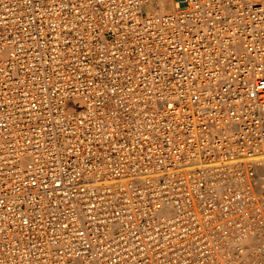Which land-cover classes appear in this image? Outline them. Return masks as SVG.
<instances>
[{
	"label": "built area",
	"instance_id": "built-area-1",
	"mask_svg": "<svg viewBox=\"0 0 264 264\" xmlns=\"http://www.w3.org/2000/svg\"><path fill=\"white\" fill-rule=\"evenodd\" d=\"M156 1L0 0V264H264V0Z\"/></svg>",
	"mask_w": 264,
	"mask_h": 264
},
{
	"label": "bare ground",
	"instance_id": "bare-ground-1",
	"mask_svg": "<svg viewBox=\"0 0 264 264\" xmlns=\"http://www.w3.org/2000/svg\"><path fill=\"white\" fill-rule=\"evenodd\" d=\"M155 7L157 12L167 11L170 7V0H157Z\"/></svg>",
	"mask_w": 264,
	"mask_h": 264
},
{
	"label": "rangeland",
	"instance_id": "rangeland-1",
	"mask_svg": "<svg viewBox=\"0 0 264 264\" xmlns=\"http://www.w3.org/2000/svg\"><path fill=\"white\" fill-rule=\"evenodd\" d=\"M172 9H173V0H170V7L168 8L167 11H170V10H172ZM155 10H156V8H155ZM164 12H166V11H164ZM72 102H73V101H72ZM72 102L70 103L71 106H72ZM260 171H261L262 174H264V163H263V165L260 167Z\"/></svg>",
	"mask_w": 264,
	"mask_h": 264
}]
</instances>
